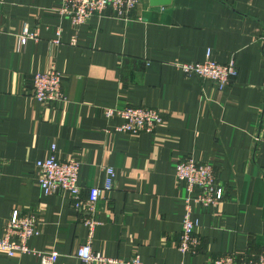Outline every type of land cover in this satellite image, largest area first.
<instances>
[{
  "label": "crops",
  "instance_id": "obj_1",
  "mask_svg": "<svg viewBox=\"0 0 264 264\" xmlns=\"http://www.w3.org/2000/svg\"><path fill=\"white\" fill-rule=\"evenodd\" d=\"M61 2L0 5V238L18 209L37 214L39 234L28 245L57 251L53 264H85L77 250L88 241L95 253L139 255L143 264L256 258L264 249V0H141L129 18L109 9L79 28L58 14ZM25 24L37 36L20 49ZM208 48L216 61L237 63L223 90L177 65L203 61ZM50 65L67 96L41 104L32 74ZM130 105L157 108L164 122L153 132H117L122 120L104 109ZM52 144L61 160L80 162L84 196L115 168L114 187L93 212L67 193L42 191L36 161ZM188 156L210 163L225 190L219 204L195 208L194 255L177 247L187 192L175 162ZM88 218L98 221L92 234ZM0 264L42 263L34 253L0 252Z\"/></svg>",
  "mask_w": 264,
  "mask_h": 264
},
{
  "label": "built area",
  "instance_id": "obj_2",
  "mask_svg": "<svg viewBox=\"0 0 264 264\" xmlns=\"http://www.w3.org/2000/svg\"><path fill=\"white\" fill-rule=\"evenodd\" d=\"M141 0H62L57 12L63 18L71 21L74 27L79 28L93 16H102L107 10L122 18H129ZM5 0H0L3 5ZM60 33V32H59ZM37 32L30 31L28 25L23 26L18 36V48H24L28 40L36 38ZM75 43L76 38H73ZM58 43L59 40H54ZM186 76H197L214 82L218 90H223L238 76V66L234 58L221 63L212 58V50H206L205 59L200 62L177 64ZM33 97L41 104L66 100L63 89V74L54 65L32 74ZM104 113L108 118L117 116L122 123L115 127L117 132L139 134L153 132L164 122L163 113L154 107L125 106L122 108L106 107ZM36 166L40 170L39 184L44 194L67 193L71 196L75 208H87L94 211L95 204L105 191L112 190L117 177L113 166L106 168V175L102 185H93L86 188L79 183L80 162L77 160H61L56 154V144L50 147V154L46 158L38 159ZM177 179L186 189L185 214L182 222V231L178 241V250L183 255L197 253L200 241L196 234L200 226V219L195 217V208L210 207L219 204L225 196V190L217 181L214 167L210 163L201 162L192 156L179 158L175 162ZM90 234L94 231L97 220H86ZM38 218L34 212L23 213L15 209L6 223L3 235L0 238V252L9 257L17 254L34 253L42 264H53L59 257L55 250L43 251L31 249L28 241L39 234ZM77 256L85 263L104 262L109 264H143L139 255L124 260L108 258L95 253L86 242L77 250ZM206 264H264V249L254 259H237L232 253L222 254Z\"/></svg>",
  "mask_w": 264,
  "mask_h": 264
},
{
  "label": "water",
  "instance_id": "obj_3",
  "mask_svg": "<svg viewBox=\"0 0 264 264\" xmlns=\"http://www.w3.org/2000/svg\"><path fill=\"white\" fill-rule=\"evenodd\" d=\"M152 6H160L170 4L171 0H149Z\"/></svg>",
  "mask_w": 264,
  "mask_h": 264
}]
</instances>
